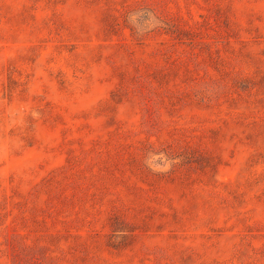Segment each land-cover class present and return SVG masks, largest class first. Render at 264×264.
I'll return each mask as SVG.
<instances>
[{
	"label": "rangeland",
	"instance_id": "obj_1",
	"mask_svg": "<svg viewBox=\"0 0 264 264\" xmlns=\"http://www.w3.org/2000/svg\"><path fill=\"white\" fill-rule=\"evenodd\" d=\"M0 264H264V0H0Z\"/></svg>",
	"mask_w": 264,
	"mask_h": 264
}]
</instances>
